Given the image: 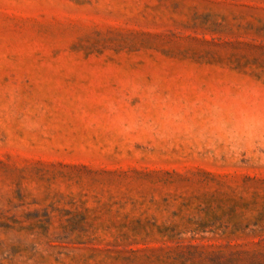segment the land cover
<instances>
[{
  "label": "rangeland",
  "instance_id": "1",
  "mask_svg": "<svg viewBox=\"0 0 264 264\" xmlns=\"http://www.w3.org/2000/svg\"><path fill=\"white\" fill-rule=\"evenodd\" d=\"M0 264H264V0H0Z\"/></svg>",
  "mask_w": 264,
  "mask_h": 264
}]
</instances>
